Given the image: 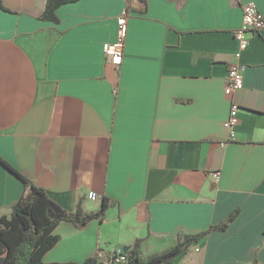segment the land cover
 Here are the masks:
<instances>
[{
	"label": "crops",
	"instance_id": "0c3cea01",
	"mask_svg": "<svg viewBox=\"0 0 264 264\" xmlns=\"http://www.w3.org/2000/svg\"><path fill=\"white\" fill-rule=\"evenodd\" d=\"M1 1L0 157L65 210L116 201L83 229L62 222L43 261L104 260L137 239L148 256L237 212L172 264H264V28L234 57L242 3L264 17V0H77L58 23L39 19L45 0ZM123 14L115 67L102 45ZM234 62L243 86L227 96ZM27 193L0 164V217Z\"/></svg>",
	"mask_w": 264,
	"mask_h": 264
},
{
	"label": "trees",
	"instance_id": "16d2710c",
	"mask_svg": "<svg viewBox=\"0 0 264 264\" xmlns=\"http://www.w3.org/2000/svg\"><path fill=\"white\" fill-rule=\"evenodd\" d=\"M77 0H45V8L41 16L42 21L58 23L57 9L67 3ZM146 4L145 0H142ZM0 10L9 12L0 0ZM2 164L10 172L20 177L28 193L11 207L9 216L0 217V264H172L176 258L197 245L212 231H225L237 212H233L219 222L199 234L183 235L175 245L160 252L144 256L141 251L142 240L136 242L122 255L124 262H117V255L101 259L96 253L82 263L43 261L44 255L58 242L59 237L54 233L62 223L73 224L77 229H83L93 220H102L108 209L116 205V201L102 196L101 208L97 212H86L81 208V202L75 211H68L51 200L42 188L31 184L23 178L6 161L0 157Z\"/></svg>",
	"mask_w": 264,
	"mask_h": 264
},
{
	"label": "built area",
	"instance_id": "2783aa9c",
	"mask_svg": "<svg viewBox=\"0 0 264 264\" xmlns=\"http://www.w3.org/2000/svg\"><path fill=\"white\" fill-rule=\"evenodd\" d=\"M241 1V0H237ZM242 8V22L241 25L234 31V38L237 42L238 49L234 54L235 59H239L241 53L246 50L249 44V35L259 32L264 28V17L257 9V6L253 2H244L241 5ZM116 40L113 42H105L102 45V51L106 64L110 66H119L122 62L124 43L126 37V16L121 15L116 20ZM242 73L239 64L232 63L227 71L225 94L231 95L233 92L242 88ZM239 106L231 103L229 116L224 122V128L228 132V139L226 142L235 140V126L238 121ZM216 180L219 179V173H213ZM91 198H94V194H90ZM198 251V249H196ZM117 255V262H124L125 259L122 255L121 249L114 250L111 253Z\"/></svg>",
	"mask_w": 264,
	"mask_h": 264
},
{
	"label": "water",
	"instance_id": "95a60500",
	"mask_svg": "<svg viewBox=\"0 0 264 264\" xmlns=\"http://www.w3.org/2000/svg\"><path fill=\"white\" fill-rule=\"evenodd\" d=\"M129 248H130L129 246H124V247L122 248V252H123V253H126V252L128 251Z\"/></svg>",
	"mask_w": 264,
	"mask_h": 264
},
{
	"label": "rangeland",
	"instance_id": "374dc122",
	"mask_svg": "<svg viewBox=\"0 0 264 264\" xmlns=\"http://www.w3.org/2000/svg\"><path fill=\"white\" fill-rule=\"evenodd\" d=\"M105 261H107V258H104Z\"/></svg>",
	"mask_w": 264,
	"mask_h": 264
}]
</instances>
